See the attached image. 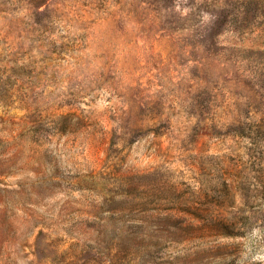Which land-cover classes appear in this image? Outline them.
Masks as SVG:
<instances>
[{"label":"rangeland","instance_id":"obj_1","mask_svg":"<svg viewBox=\"0 0 264 264\" xmlns=\"http://www.w3.org/2000/svg\"><path fill=\"white\" fill-rule=\"evenodd\" d=\"M0 264H264V0H0Z\"/></svg>","mask_w":264,"mask_h":264}]
</instances>
